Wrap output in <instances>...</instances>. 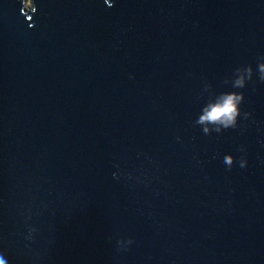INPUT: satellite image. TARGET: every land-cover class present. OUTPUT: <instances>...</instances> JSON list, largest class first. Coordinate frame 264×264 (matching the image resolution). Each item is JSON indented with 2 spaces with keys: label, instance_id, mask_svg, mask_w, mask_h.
Wrapping results in <instances>:
<instances>
[{
  "label": "water",
  "instance_id": "obj_1",
  "mask_svg": "<svg viewBox=\"0 0 264 264\" xmlns=\"http://www.w3.org/2000/svg\"><path fill=\"white\" fill-rule=\"evenodd\" d=\"M110 2L0 0V258L264 264V81L195 123L264 57V0Z\"/></svg>",
  "mask_w": 264,
  "mask_h": 264
},
{
  "label": "clouds",
  "instance_id": "obj_2",
  "mask_svg": "<svg viewBox=\"0 0 264 264\" xmlns=\"http://www.w3.org/2000/svg\"><path fill=\"white\" fill-rule=\"evenodd\" d=\"M104 3L111 6L110 0H104ZM26 6L32 7V4L29 3ZM254 74H258L259 80L264 81V57H260L255 70L251 65L241 66L234 70L232 77L225 81L226 84H230L233 90L219 93L210 92L207 102L202 106L195 121L197 125L202 126L203 133L210 134L213 131L220 133L225 129L237 127L238 120L242 114L240 105L244 100V93L236 90L245 88L247 83L253 79ZM210 87L207 86L205 91H209ZM243 116L247 119L251 116V113L244 112ZM223 162L228 167H231L235 162V158L231 154H226L223 157ZM247 163L246 159L241 158L240 167H245ZM118 243L121 249H127L133 244V240L131 238L127 240L121 239ZM0 264H5L4 259L0 258Z\"/></svg>",
  "mask_w": 264,
  "mask_h": 264
},
{
  "label": "rangeland",
  "instance_id": "obj_3",
  "mask_svg": "<svg viewBox=\"0 0 264 264\" xmlns=\"http://www.w3.org/2000/svg\"><path fill=\"white\" fill-rule=\"evenodd\" d=\"M29 3H31V0H25V6Z\"/></svg>",
  "mask_w": 264,
  "mask_h": 264
}]
</instances>
